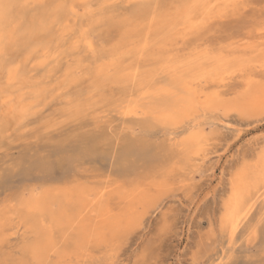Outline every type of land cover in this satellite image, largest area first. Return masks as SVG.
Instances as JSON below:
<instances>
[{
  "label": "rangeland",
  "instance_id": "374dc122",
  "mask_svg": "<svg viewBox=\"0 0 264 264\" xmlns=\"http://www.w3.org/2000/svg\"><path fill=\"white\" fill-rule=\"evenodd\" d=\"M1 1L0 264H264V0Z\"/></svg>",
  "mask_w": 264,
  "mask_h": 264
},
{
  "label": "bare ground",
  "instance_id": "6f19581e",
  "mask_svg": "<svg viewBox=\"0 0 264 264\" xmlns=\"http://www.w3.org/2000/svg\"><path fill=\"white\" fill-rule=\"evenodd\" d=\"M245 2V1H244ZM3 4L4 3H2V1L0 0V9H2L4 6H3ZM217 5V4H216ZM199 9V8H198ZM0 15H1V12H0ZM188 16H189V14H188ZM183 29V28H182ZM0 35H1V33H0ZM234 53V52H233ZM242 68V67H241ZM254 68V67H253ZM156 74V73H155ZM185 81V80H184ZM189 82V81H188ZM198 82H199V80H198ZM208 82V81H207ZM212 82V81H211ZM209 83V82H208ZM194 84V83H193ZM210 84V83H209ZM175 85V84H174ZM213 85V84H212ZM222 85V84H221ZM167 86H169V85H167ZM193 86V85H192ZM215 86V85H214ZM211 87V86H210ZM219 87V86H218ZM222 87V86H221ZM165 88H166V86H165ZM187 88H188V86H187ZM197 88V87H196ZM203 88H205V87H203ZM158 89V88H157ZM195 89V88H194ZM193 89V90H194ZM199 89V88H198ZM258 89V88H257ZM149 90H151V89H149ZM148 90V93L151 95V92L152 91H149ZM159 91H161V90H159ZM164 90H162V92H163ZM166 91V90H165ZM196 91V90H195ZM198 91V90H197ZM196 91V92H197ZM199 91H201V90H199ZM161 92V93H162ZM193 92V91H192ZM202 92V91H201ZM223 92V91H222ZM147 93V94H148ZM156 93H159L158 91H156ZM156 93H155V95H156ZM164 93V92H163ZM183 93V92H182ZM203 93H204V91H203ZM178 94V93H177ZM180 94V93H179ZM188 94V93H187ZM190 94V93H189ZM195 94V93H194ZM205 94H207V93H205ZM220 94V93H219ZM154 95V94H153ZM153 95H151V96H153ZM181 95V94H180ZM197 95V94H196ZM195 95V96H196ZM208 95V94H207ZM221 95V94H220ZM219 95V96H220ZM253 95V94H252ZM255 95V94H254ZM259 95V94H258ZM177 96H179V95H177ZM195 96H193L194 97V101L195 100H197L198 101V99H195ZM203 96H205V95H203L202 94V97ZM157 97H158V95H157ZM174 97V96H173ZM181 97V96H180ZM192 97V96H191ZM198 97H201L200 96V93H199V96ZM210 97V96H209ZM208 97V98H209ZM143 98V97H142ZM184 98H188L187 96L186 97H184ZM211 98V97H210ZM178 99H180V100H182L183 99V97L182 98H178ZM177 99V100H178ZM193 99V98H192ZM208 100V99H207ZM211 100V99H210ZM179 101V100H178ZM185 101V100H184ZM183 101V102H184ZM187 101H188V99H187ZM190 101L192 102V100H191V98H190ZM189 101V102H190ZM179 102H181V101H179ZM204 102H206L205 101V99H204ZM187 103V102H186ZM193 103V102H192ZM196 103V102H195ZM191 104V103H190ZM132 105V104H131ZM130 105V106H131ZM187 105V104H186ZM206 105V104H205ZM204 105V106H205ZM209 105V104H208ZM207 105V106H208ZM128 106H129V104H128ZM135 106L137 107L138 105H135L134 104V107H133V105L130 107L131 109L130 110H132L133 108H135ZM149 106V105H148ZM147 106V107H148ZM152 107L154 106V105H151ZM151 106H150V108H151ZM182 106V105H181ZM195 106V105H194ZM193 106V107H194ZM210 106V105H209ZM165 107V106H164ZM192 107V108H193ZM214 107V106H213ZM156 108V107H155ZM154 108V109H155ZM191 108V107H190ZM137 109H139V108H137ZM147 109V108H146ZM146 109H145V111H146ZM152 109V108H151ZM170 109V108H169ZM174 109V108H173ZM185 109V108H184ZM186 109H187V107H186ZM194 109V108H193ZM140 110V109H139ZM162 110V109H161ZM178 110V109H177ZM177 110H176V113H177ZM192 110V109H191ZM145 111H143L142 113H144ZM150 111V110H149ZM158 111H160V110H158ZM181 111H183V109L181 110ZM185 111V110H184ZM139 112V111H138ZM147 112V111H146ZM151 112H153V111H151ZM154 112H157V111H154ZM167 112V111H166ZM178 112H179V110H178ZM191 112V111H190ZM150 113V112H149ZM171 114H172V112H170ZM169 113V114H170ZM175 113V112H174ZM184 114H186V111L185 112H183ZM219 113V112H218ZM136 114V113H135ZM144 114H146V113H144ZM160 114V113H159ZM184 114H180V115H184ZM187 114H191V113H189V112H187ZM154 115H156L155 113H154ZM159 116H163V115H159ZM187 116V115H186ZM164 117V116H163ZM162 117V118H163ZM179 118L180 116H178L177 114H176V116H174V118ZM182 117V116H181ZM180 117V118H181ZM158 118V117H157ZM168 118V117H167ZM170 118V117H169ZM174 119V120H177V119ZM171 119V118H170ZM174 120H172L173 122H174ZM178 121H179V119H178ZM176 123V122H175ZM168 131V130H167ZM202 141V140H201ZM203 142V141H202ZM201 145V144H200ZM202 147H200V148H203V145H201ZM196 154V153H195ZM201 154V153H200ZM259 163V162H258ZM259 164H261V162L259 163ZM257 165V164H256ZM254 168H255V166H254ZM258 168V167H257ZM247 169H249V168H247ZM247 169H245V170H247ZM261 169H262V167H261ZM260 169V170H261ZM259 170V169H258ZM248 172V171H247ZM254 173V172H253ZM257 173V172H256ZM260 172L258 171V173L257 174H259ZM244 174H246V173H244ZM257 174H255V175H257ZM261 174H263V173H261ZM247 175V174H246ZM239 176V175H238ZM257 176H260V174L259 175H257ZM262 176H264V175H262ZM241 179H242V176L240 177ZM240 178H239V180L238 181H240ZM245 178V177H244ZM247 178V177H246ZM251 178V181H252V177H250ZM261 178V177H260ZM255 179V178H254ZM242 180H244V179H242ZM251 181H249V183L251 182ZM254 181V180H253ZM254 182H257V181H254ZM259 182V181H258ZM241 183V182H240ZM239 182L237 183V184H240ZM261 183V182H260ZM264 183V182H263ZM235 184V183H234ZM241 185H243V184H241ZM245 185V184H244ZM256 185H259V184H256ZM245 187V186H244ZM243 187V188H244ZM257 187V186H256ZM259 187V186H258ZM252 188V187H251ZM255 188V185L253 186V189ZM74 189H77V188H74ZM235 189V188H234ZM236 189H237V187H236ZM248 189V188H247ZM258 190V189H257ZM110 191V190H109ZM256 191V190H255ZM63 192V194H64V196H66V197H64V199L63 198H61V204L64 202V203H66L65 201L67 200L68 201V198L69 199H73V197H75V196H78L77 198H75V199H73L74 200V204H76V202H77V205H76V207H77V210H75V209H72V210H68L67 211V213L65 214V211H60L58 214H57V212H55V214H57L58 216L57 217H60L61 215H63V214H65V215H63V217H64V219L66 220V223H68V224H70V225H72L74 228H76L77 230H78V236L79 237H86L85 235H83L84 233H86L87 231H88V229L91 231V230H93L94 231V229H93V227H92V225H91V223H89V218H90V216H87V212H86V210H88L89 208H90V200H88V194H87V192L85 191V190H72V189H69V191H66V190H64V191H62ZM234 192V191H233ZM249 192V191H248ZM252 191H250V193H251ZM243 193V192H242ZM95 194H96V191H95ZM104 194V193H103ZM234 194H235V192H234ZM252 194V193H251ZM105 195L106 194H104V195H102L104 198H105ZM253 196H254V194H253ZM249 197V196H248ZM101 198V197H100ZM100 198H99V202L100 201H102V200H100ZM33 199V198H32ZM58 199V198H57ZM37 201H38V203H40L39 205L41 206V201L42 200H35L34 202H36L35 204L37 205L38 203H37ZM44 202V201H43ZM30 203V202H29ZM230 203H231V201H230ZM35 205V206H36ZM38 205V206H39ZM43 205V204H42ZM94 205V204H93ZM239 205V204H238ZM238 205H235V207L233 208V210H232V213H231V216H232V221H234V225L236 226V223L240 220V218H241V213H243V207H238ZM37 206V207H38ZM39 206V207H40ZM28 207V206H27ZM33 207H34V203H33ZM75 207V206H74ZM238 207V208H237ZM30 208V207H29ZM229 208V207H228ZM31 209V208H30ZM91 210H93V208H91ZM34 212V211H33ZM54 212V211H53ZM61 213V214H60ZM41 214V213H40ZM93 219V218H92ZM106 219V218H105ZM104 219V220H105ZM108 219V218H107ZM54 221V220H53ZM116 221V220H115ZM119 222V221H118ZM52 223V222H51ZM103 223H104V221H103ZM115 223H117V222H115ZM113 224V223H112ZM112 224L109 222V225H111L112 226ZM238 224V223H237ZM91 225V226H90ZM108 225V224H107ZM108 227V226H107ZM233 227V226H232ZM101 228H103V227H101ZM101 228H99V230L101 231ZM227 228V227H226ZM236 228V227H235ZM234 228V229H235ZM107 229V228H106ZM109 229L110 230H113V229H111L110 227H109ZM76 230V231H77ZM119 230V229H118ZM109 231V230H108ZM236 231V230H235ZM97 232H99V231H97ZM237 232V231H236ZM236 232H234V233H236ZM107 233V232H106ZM92 234H94V233H92ZM115 234V233H114ZM233 234V233H232ZM233 236H235V235H233ZM96 237V236H95ZM105 238H107V237H105ZM52 240V239H51ZM91 241H93V240H91ZM97 241V240H96ZM94 242L95 244L97 243V242ZM79 245H81L80 243H78ZM94 245V244H93ZM80 247V246H79ZM85 247V246H84ZM87 247V246H86ZM85 247V248H86ZM88 249H89V247H88ZM87 249V250H88ZM86 251V250H85ZM81 254V252H79V255Z\"/></svg>",
  "mask_w": 264,
  "mask_h": 264
}]
</instances>
